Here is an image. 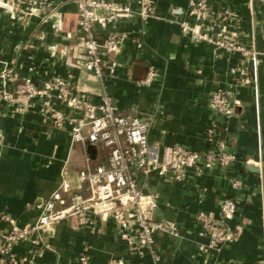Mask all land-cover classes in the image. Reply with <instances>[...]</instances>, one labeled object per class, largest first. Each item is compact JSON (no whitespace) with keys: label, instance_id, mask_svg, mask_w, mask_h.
I'll return each mask as SVG.
<instances>
[{"label":"crops","instance_id":"obj_1","mask_svg":"<svg viewBox=\"0 0 264 264\" xmlns=\"http://www.w3.org/2000/svg\"><path fill=\"white\" fill-rule=\"evenodd\" d=\"M45 1L37 14L23 17L15 0H0V90L15 87L4 73L16 81L30 78L37 86L61 78L94 103L108 93L120 112L147 119L153 145L205 151L224 142L236 155L229 168L186 171L182 180L171 173L141 178L145 190L159 195L155 219L178 227L177 236L155 234L159 264H264V3H256L252 13L249 0H209L212 14L202 26L215 36L225 28L246 46L254 36L261 52L256 65L184 31L181 22L198 23L188 14L189 0H155L153 18L132 15L104 27L94 25L100 43L111 33L124 37L118 53L102 55L99 78L76 64L84 50L74 0ZM110 1L136 10L139 0ZM225 11L235 23L221 20ZM149 68L159 77L142 84ZM241 70L249 84L240 83ZM217 90L238 102L235 115L212 109ZM51 103L67 111L58 99ZM47 107L35 100L24 110L0 99V215L11 216L20 226L34 224L39 205L63 183L76 189L78 173L107 158L105 147L73 143L68 130L55 128ZM225 198L237 202L230 225H240L241 231L219 250H202L210 237L197 217L205 213L219 219ZM7 226L0 223L2 229ZM35 237L34 243L14 247L16 264H82V256L88 264H153L150 252L135 244L133 231L119 230L106 215L93 217L84 227L65 219Z\"/></svg>","mask_w":264,"mask_h":264},{"label":"built area","instance_id":"obj_2","mask_svg":"<svg viewBox=\"0 0 264 264\" xmlns=\"http://www.w3.org/2000/svg\"><path fill=\"white\" fill-rule=\"evenodd\" d=\"M74 2L84 50L83 57L76 64L99 78L103 75L102 55L118 53L124 37L111 33L100 43L95 38L94 25L104 27L132 15L147 20L155 16L156 8L155 0H139L136 10L110 0ZM256 3H264V0H249L252 13ZM45 4V0H15V6L23 17L37 14ZM188 14L198 23L192 26L188 22H181L180 25L195 39L239 53L250 58L255 65L258 63L261 52L256 47L254 36L251 45L246 46L237 41L235 34L228 36L225 28L216 36L203 31V24L212 14L209 0H189ZM221 16V20L226 18L235 23L231 12L225 11ZM1 76L10 79L15 87L12 92L1 89L0 99L24 110L30 109L35 100H41L47 104L45 113L55 128L68 130L73 143L105 147L107 158L104 163L81 170L76 189L63 183L61 189L39 205L40 213L34 224L20 226L11 216L0 215V223L8 225L6 229L0 228V264H16L14 247L18 243H34L35 236L40 231L49 229L62 220L75 219L79 227H84L90 224L93 217L102 218L103 215L112 219L119 230L133 231L135 244L147 249L153 258V264H159L155 234L161 232L177 236L178 227L175 223L155 219L159 195L155 191L145 190L140 183L141 178H147L153 173L161 177L172 173L174 179L182 180L186 171L202 173L218 167L229 168L236 160V155L229 151L228 146L219 141L205 151L182 145L159 147L151 144L148 139L149 121L131 112H120L108 93H103L100 102L94 103L88 97L76 93L70 83L61 78H54L37 86L30 78L16 81L9 74ZM158 77L159 73L149 68L141 83L148 85ZM240 83H250L244 70L240 71ZM53 99L64 103L67 111L53 108ZM210 105L215 111L233 116L238 102L230 100L224 91L217 90L211 96ZM212 133L210 130L209 134ZM1 146L0 141V148ZM239 184V181L232 182L234 187ZM237 208L234 199L225 198L220 204L219 219L215 220L205 213L198 215V221L210 237L209 245L207 248L201 247L202 250H219L241 231L240 225H230ZM81 262L88 264V259L82 256Z\"/></svg>","mask_w":264,"mask_h":264},{"label":"water","instance_id":"obj_3","mask_svg":"<svg viewBox=\"0 0 264 264\" xmlns=\"http://www.w3.org/2000/svg\"><path fill=\"white\" fill-rule=\"evenodd\" d=\"M92 149H94V146L92 147ZM172 174V173H171Z\"/></svg>","mask_w":264,"mask_h":264}]
</instances>
